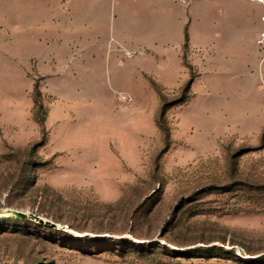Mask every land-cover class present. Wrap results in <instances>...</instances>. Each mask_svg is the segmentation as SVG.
<instances>
[{
    "label": "rangeland",
    "instance_id": "1",
    "mask_svg": "<svg viewBox=\"0 0 264 264\" xmlns=\"http://www.w3.org/2000/svg\"><path fill=\"white\" fill-rule=\"evenodd\" d=\"M179 58L99 138L94 85L0 75V264H264V79Z\"/></svg>",
    "mask_w": 264,
    "mask_h": 264
},
{
    "label": "crops",
    "instance_id": "2",
    "mask_svg": "<svg viewBox=\"0 0 264 264\" xmlns=\"http://www.w3.org/2000/svg\"><path fill=\"white\" fill-rule=\"evenodd\" d=\"M262 31L264 0H0V75H27L34 64L48 86L64 88L73 82L67 76L94 85L99 138L111 93L131 91L157 65L171 80L185 44L228 73L236 67L264 79Z\"/></svg>",
    "mask_w": 264,
    "mask_h": 264
},
{
    "label": "built area",
    "instance_id": "3",
    "mask_svg": "<svg viewBox=\"0 0 264 264\" xmlns=\"http://www.w3.org/2000/svg\"><path fill=\"white\" fill-rule=\"evenodd\" d=\"M176 1L181 2V3H188L191 0H176ZM250 1H252V2H262L263 0H250ZM257 42L260 43V44L264 43V31H262L259 34V36L257 38ZM121 98L122 99H127L125 96H122Z\"/></svg>",
    "mask_w": 264,
    "mask_h": 264
},
{
    "label": "trees",
    "instance_id": "4",
    "mask_svg": "<svg viewBox=\"0 0 264 264\" xmlns=\"http://www.w3.org/2000/svg\"><path fill=\"white\" fill-rule=\"evenodd\" d=\"M36 88H37V87H36ZM162 108H163V109H162V111H163V114H164V109H165V106L163 105V106H162Z\"/></svg>",
    "mask_w": 264,
    "mask_h": 264
}]
</instances>
